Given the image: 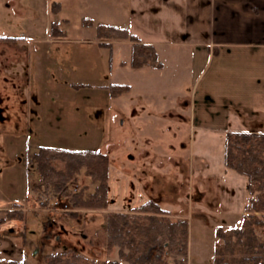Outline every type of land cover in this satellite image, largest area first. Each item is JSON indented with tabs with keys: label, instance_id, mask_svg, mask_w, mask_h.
<instances>
[{
	"label": "rangeland",
	"instance_id": "1",
	"mask_svg": "<svg viewBox=\"0 0 264 264\" xmlns=\"http://www.w3.org/2000/svg\"><path fill=\"white\" fill-rule=\"evenodd\" d=\"M103 1L0 0V38H19L0 40V205L24 215L8 219V210L0 214V224L7 223L4 230L13 226L23 233L14 240L12 233L10 238L0 234V259L3 264H46L47 255L66 249L94 264H128L120 260L118 248L107 247L108 217L135 214L136 208L154 201L170 220H188V264H214L215 229L239 228L246 213L239 202L226 204L215 162L210 166L218 177L206 176L204 168L195 171L190 156L191 67L188 71L168 60L161 72L125 64L131 42L100 38L97 26L128 30L127 0ZM53 2L63 10L53 13ZM114 9L118 14L113 15ZM84 18L94 25L85 27ZM53 21L62 22L66 38L50 35ZM130 83L134 91L111 97L109 86ZM41 146L105 154L110 162L107 207L80 209L71 195L33 189L40 176L29 160ZM55 166L62 169L64 163ZM97 185L83 170L68 187L72 194L84 190L89 195ZM248 196L245 188L236 199L245 198V205ZM257 233L264 238V230ZM36 246L41 251L35 253ZM163 258L172 261L170 255Z\"/></svg>",
	"mask_w": 264,
	"mask_h": 264
},
{
	"label": "crops",
	"instance_id": "2",
	"mask_svg": "<svg viewBox=\"0 0 264 264\" xmlns=\"http://www.w3.org/2000/svg\"><path fill=\"white\" fill-rule=\"evenodd\" d=\"M127 4L128 30L156 47L163 63L156 70L165 71L168 60L188 66V71L191 67L195 95L189 112L190 156L195 171L204 168L206 176L218 177L210 166L215 162L225 184L226 204L244 206L245 198H236L248 180L226 169L225 139L228 132L264 134V0H127ZM130 62L131 51L125 64ZM130 86L131 93L135 87ZM8 209L0 205V214ZM6 224H0V234L21 238L22 230L18 233L13 226L4 230ZM39 251L36 246L35 253Z\"/></svg>",
	"mask_w": 264,
	"mask_h": 264
},
{
	"label": "trees",
	"instance_id": "3",
	"mask_svg": "<svg viewBox=\"0 0 264 264\" xmlns=\"http://www.w3.org/2000/svg\"><path fill=\"white\" fill-rule=\"evenodd\" d=\"M61 4L53 2L51 11L59 13ZM65 23H68L66 20ZM82 24L93 26L90 18H84ZM98 36L103 39H126L132 43L131 62L133 69L153 67L161 69L156 47L144 44L126 29L113 25L99 24ZM53 38H66L67 31L62 22L50 24ZM17 37H1V41L15 42ZM103 45L111 47V44ZM111 62V60H110ZM130 85L115 84L109 86L113 98L129 92ZM64 163L58 169L55 162ZM40 176V184L33 188L45 194L69 196L76 208L104 209L108 204L109 159L98 150L70 151L50 147H39L30 157ZM224 165L226 169L245 176L248 180V198L244 205L246 215L239 228L224 229L217 227L215 234L219 240L214 248V264H264V238L257 230H264V134L228 132L225 139ZM86 171L94 182H98L95 192L87 195L81 191L70 193L69 184ZM14 208L16 209L17 204ZM135 214L125 212L112 213L107 221V247L118 248L120 260L128 264H188L189 223L186 219L172 221L168 212L157 202L148 201L134 210ZM8 219H22L21 211L8 210ZM3 221V220H0ZM170 255L172 261L163 257ZM46 264H94L73 251H63L47 255ZM4 261L0 259V264ZM5 264H19L9 261ZM22 264V263H20ZM108 264H121L119 260Z\"/></svg>",
	"mask_w": 264,
	"mask_h": 264
}]
</instances>
